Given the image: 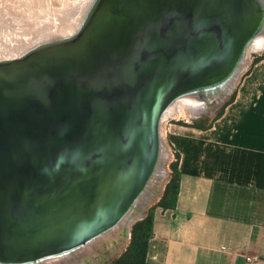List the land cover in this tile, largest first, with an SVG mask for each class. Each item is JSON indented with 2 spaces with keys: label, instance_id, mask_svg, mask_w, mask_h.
I'll return each mask as SVG.
<instances>
[{
  "label": "water",
  "instance_id": "water-1",
  "mask_svg": "<svg viewBox=\"0 0 264 264\" xmlns=\"http://www.w3.org/2000/svg\"><path fill=\"white\" fill-rule=\"evenodd\" d=\"M93 1L0 59V264L118 257L165 187L163 108L221 102L264 29V0Z\"/></svg>",
  "mask_w": 264,
  "mask_h": 264
},
{
  "label": "crops",
  "instance_id": "crops-1",
  "mask_svg": "<svg viewBox=\"0 0 264 264\" xmlns=\"http://www.w3.org/2000/svg\"><path fill=\"white\" fill-rule=\"evenodd\" d=\"M170 142L178 193L154 207L147 264H264V56L206 127L173 129Z\"/></svg>",
  "mask_w": 264,
  "mask_h": 264
},
{
  "label": "rangeland",
  "instance_id": "rangeland-1",
  "mask_svg": "<svg viewBox=\"0 0 264 264\" xmlns=\"http://www.w3.org/2000/svg\"><path fill=\"white\" fill-rule=\"evenodd\" d=\"M22 1H24V2H22ZM39 1L41 3H39ZM43 1H44V3H43ZM75 1L76 0H68V1L67 0H54V2H53V0H48L47 4H45L46 3L45 0H38V3H39L38 4V3H36L37 0L36 1L35 0H21L20 2H19V0H14V1L13 0H6V1L0 0V21H3V23L4 22L6 23V21H7V24H8V25H6L5 23L3 24L0 22V51H6L8 53V50L11 49L19 41L21 43L22 41H25L28 39V41L26 43H23V45L21 46L24 48L27 45H29V43L32 44V43L37 42L39 40H43V39L51 38L53 36H59V35L68 33V32H62V31L52 32L54 29L53 30L52 29H43L46 25L42 21L45 20V22L55 23L56 21H58L57 18L60 17L64 13V11L70 5H72ZM77 1L79 2V0H77ZM92 1L93 0L87 1L88 4L86 3L85 8L83 9V16L89 12V9L91 7L90 4H92ZM16 2L19 4L22 2L21 4L23 6L21 4L19 6V4H17ZM32 2H34V3H32ZM49 3H50V6H49ZM29 4H31V5L37 4L40 8H41V5H46V6H43L44 10L45 9L46 10L44 12L42 8L38 9V6H35V5H33V7H28ZM31 5H29V6H31ZM1 7H3V10H1L2 9ZM9 7H11V9ZM34 7H37V8H35V10H34ZM7 8H9L10 14H11V12H13L11 15H9V12H7V13L5 12V11H8ZM29 8L30 9L32 8V9L30 10ZM4 9H6V10H4ZM14 10H15V12H14ZM23 10H24V12H23ZM20 11H21V13H20ZM40 11H42L41 13H44V14L38 15V13H40ZM3 12L5 13V15ZM18 12L20 13V15L22 14V16H20ZM22 12L24 13V16H23ZM16 14H18V16ZM27 14H30V16L27 17L28 16ZM42 15H44L43 18H42ZM4 16H5V18H4ZM23 17H24V19H23ZM25 17L29 18V20ZM30 17L32 20H30ZM78 17H76L75 19H77ZM10 18H12V19H10ZM20 18H21V20L18 21L17 19H20ZM8 19H10V20H8ZM14 21H16V22H14ZM9 22H11V23H9ZM34 23H37V24H34ZM11 25H12V28H10ZM78 26L76 25L75 28H77ZM38 29H40V30H38ZM25 31H28V33H29L26 36L23 33ZM32 31H34V32H32ZM42 33H44L43 36L41 35L43 38L41 37V38L37 39L38 38L37 35L42 34ZM57 34H59V35H57ZM259 54H264V50L254 52V50L251 49L249 51V58H248L247 65L242 69L241 74L238 76L231 92L221 102H215V103L211 104V107L209 108V110L203 111L197 115H193V116L189 115L186 111L183 110V111H179L180 114L177 113V115H174V117H173V115L167 116L168 118L166 117V120L164 121V129L163 130H164V134H165L164 139H165L166 143L168 144L167 145V155H166V159H165V169L167 172V176L165 178H163V183L165 182V184H166V182L168 181L170 174H171L170 163L176 159V152L175 151H177V150L175 149V147L170 142V132L173 131V129H175V130L178 129V131L181 129L182 131L191 132V129L198 127V126L192 125V123L198 124V125L209 124V122L212 120V118L215 117L217 115V113L219 112V110L222 108L223 104H225L229 100V97L232 95V93L235 94L236 89H237L240 81L243 79L245 74L251 68L252 60H253L254 56L259 55ZM7 58H10V57H7ZM160 191H162V189ZM160 191L157 194V198H158V195H160ZM161 195H160V197H161ZM157 198L155 199V203L159 200V198L158 199ZM150 203H151V206L153 204H155L152 202H150ZM149 208L150 207H148V209ZM148 209L145 210V212H147ZM129 240H130V238H129ZM129 240H128L127 244L124 245L125 246L124 248H126V246L128 245ZM102 249H103V247H101L100 251H103ZM115 258H116V254L111 253L108 256H105V257L101 258L99 261L95 262V264H107Z\"/></svg>",
  "mask_w": 264,
  "mask_h": 264
},
{
  "label": "bare ground",
  "instance_id": "bare-ground-1",
  "mask_svg": "<svg viewBox=\"0 0 264 264\" xmlns=\"http://www.w3.org/2000/svg\"><path fill=\"white\" fill-rule=\"evenodd\" d=\"M6 1V0H5ZM14 1V0H13ZM21 0H19L20 2ZM36 1V0H35ZM47 4L48 0H45ZM68 1V0H67ZM77 1V0H76ZM74 2L72 5H70L65 11L64 13L58 17V21H56L55 23H52V22H45V20H43L42 22L46 25L43 29H54L52 32H55V31H62V32H70L71 30H73L76 25L78 26L81 22H82V19H83V9L85 8L86 6V3L88 0H79V2ZM90 1V0H89ZM18 2V1H17ZM16 2V3H17ZM24 2V1H22ZM21 2V3H22ZM54 2V0H53ZM8 3V2H7ZM20 3V4H21ZM26 3V2H25ZM31 3V2H30ZM34 3V2H32ZM38 3V0L37 2ZM39 3H41L39 1ZM38 3V4H39ZM44 3V1H43ZM42 3V4H43ZM19 4V3H17ZM19 4V6H20ZM88 4V3H87ZM22 5V4H21ZM27 5V4H26ZM25 5V6H26ZM31 5V4H29ZM28 7H33V5L29 6ZM23 6V5H22ZM35 6H38L37 4ZM43 6H46V5H41V8L43 9V11L45 12ZM48 6V5H47ZM49 6H50V3H49ZM27 7V8H28ZM3 10V7H1ZM11 9V7H9ZM9 8H7L8 11H5L6 13L9 12ZM26 8V7H25ZM35 8L37 7H34V10ZM40 7L38 6V9ZM40 8V9H41ZM30 9V8H29ZM32 9V8H31ZM30 9V10H31ZM6 10V9H4ZM37 10V9H36ZM11 11V10H10ZM13 11V10H12ZM22 11V10H21ZM20 11V13H21ZM56 11V10H55ZM15 12V10H14ZM17 12V11H16ZM24 12V10H23ZM22 12V13H23ZM35 12V11H34ZM42 11H40L39 14H44V13H41ZM54 12V11H53ZM2 13V12H1ZM4 13V12H3ZM13 12H11L12 14ZM19 13V12H18ZM19 13V15H20ZM10 12H9V15H11ZM5 15V13H4ZM18 16V14H16ZM29 17L30 14H27ZM13 16V15H12ZM22 16V14L20 15ZM19 16V17H20ZM23 16H24V13H23ZM79 16V17H78ZM25 17V18H27ZM44 17V15H42V18ZM76 17H78L77 19H75ZM5 18V16H4ZM15 18V17H14ZM13 18V19H14ZM18 18V17H17ZM12 19V18H10ZM8 19V20H10ZM24 19V17H23ZM29 20V18H27ZM18 21L21 20L20 19H17ZM30 20L31 17H30ZM6 21V20H5ZM24 21V20H23ZM1 23H3V21H0ZM16 22V21H14ZM5 23V22H4ZM3 23V24H4ZM11 23V22H9ZM6 25L7 24V21L5 23ZM34 24H37V23H34ZM4 26V25H3ZM10 28H12V25L10 26ZM26 28V27H25ZM40 30V29H38ZM34 32V31H32ZM26 35H28V31H25L23 32ZM44 33L42 34H39L37 35L38 38H41L43 36ZM42 35V36H41ZM43 38V37H42ZM28 41L25 40V41H22L20 43V41L15 44L11 49L8 50V53L6 51H0V59H3V58H7V57H15L17 55H19L20 51L22 50L23 47H21L23 45V43H26ZM32 42V41H31ZM30 44V43H29ZM254 50V52L256 51H261V50H264V29H260V30H256L254 31V35L252 36V40L251 42L249 43V45L247 46V49L245 51V54L243 55L244 58H243V63H242V69L247 65L248 63V58H249V51L250 50ZM5 53V54H4ZM236 82V81H235ZM234 83V82H233ZM235 84V83H234ZM218 97L215 96V95H206L204 98H201L199 95L195 94V93H192V92H188V91H185V92H180L175 98H173L162 110L161 114H160V117H159V134H160V142H159V152L160 154H163L164 156L167 155V143L165 141V134H164V121L166 120V117L167 116H171L173 115H177V113L180 114L179 111H186L189 115H197L203 111H207L209 110V108L211 107V104L217 102L219 99H217ZM176 117V116H175ZM168 118V117H167Z\"/></svg>",
  "mask_w": 264,
  "mask_h": 264
},
{
  "label": "trees",
  "instance_id": "trees-1",
  "mask_svg": "<svg viewBox=\"0 0 264 264\" xmlns=\"http://www.w3.org/2000/svg\"><path fill=\"white\" fill-rule=\"evenodd\" d=\"M264 54L255 55L252 64L260 59ZM235 94L229 97V100L223 104L222 108L219 110L216 116H218L224 106L234 98ZM192 125L198 127H206L207 124L198 125L192 123ZM176 152V159L170 163L171 174L168 181L165 184V188L159 200L150 206L146 214L136 220L131 226L130 240L126 248L121 252V254L113 259L107 264H147L146 252L148 239L152 234V221H153V210L154 207L159 205L162 207H174L178 187H179V169H178V158L179 153Z\"/></svg>",
  "mask_w": 264,
  "mask_h": 264
},
{
  "label": "built area",
  "instance_id": "built-area-1",
  "mask_svg": "<svg viewBox=\"0 0 264 264\" xmlns=\"http://www.w3.org/2000/svg\"><path fill=\"white\" fill-rule=\"evenodd\" d=\"M246 260L251 262V261H255L259 258V255L257 253H252V254H248L245 256Z\"/></svg>",
  "mask_w": 264,
  "mask_h": 264
}]
</instances>
